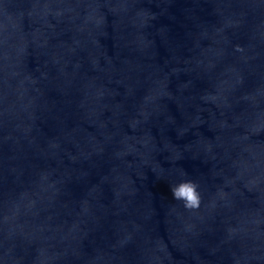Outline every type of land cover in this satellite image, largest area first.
<instances>
[{
  "label": "water",
  "instance_id": "obj_1",
  "mask_svg": "<svg viewBox=\"0 0 264 264\" xmlns=\"http://www.w3.org/2000/svg\"><path fill=\"white\" fill-rule=\"evenodd\" d=\"M0 264H264V0H0Z\"/></svg>",
  "mask_w": 264,
  "mask_h": 264
},
{
  "label": "clouds",
  "instance_id": "obj_2",
  "mask_svg": "<svg viewBox=\"0 0 264 264\" xmlns=\"http://www.w3.org/2000/svg\"><path fill=\"white\" fill-rule=\"evenodd\" d=\"M186 175V173H185ZM199 185L192 180H182L180 183L171 186L172 197L176 201H182L187 210H198L201 206V194L198 191Z\"/></svg>",
  "mask_w": 264,
  "mask_h": 264
}]
</instances>
